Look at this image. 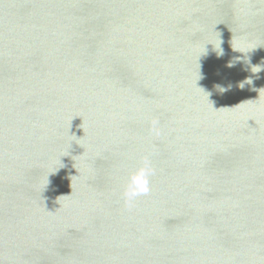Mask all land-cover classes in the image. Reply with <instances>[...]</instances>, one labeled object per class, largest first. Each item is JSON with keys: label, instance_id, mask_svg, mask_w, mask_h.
Returning a JSON list of instances; mask_svg holds the SVG:
<instances>
[{"label": "water", "instance_id": "obj_1", "mask_svg": "<svg viewBox=\"0 0 264 264\" xmlns=\"http://www.w3.org/2000/svg\"><path fill=\"white\" fill-rule=\"evenodd\" d=\"M0 264H264V0H0Z\"/></svg>", "mask_w": 264, "mask_h": 264}, {"label": "clouds", "instance_id": "obj_2", "mask_svg": "<svg viewBox=\"0 0 264 264\" xmlns=\"http://www.w3.org/2000/svg\"><path fill=\"white\" fill-rule=\"evenodd\" d=\"M217 55H223V49L221 47L219 48ZM233 64L234 62L230 63L229 66L231 67L233 66ZM255 68H257V71H252L253 73H258L259 71H261L260 67L257 66ZM246 81H251V79H248ZM245 83L246 82H242L240 84V87L243 88ZM221 89L225 91L224 88ZM156 124L157 122L154 121L151 131L154 135L159 136L160 130L156 126ZM155 171L156 170L153 167L150 156H145L142 158L140 165L128 173L122 193L124 204L127 208L134 207L135 202L139 197L147 195L151 191L150 178L155 175Z\"/></svg>", "mask_w": 264, "mask_h": 264}]
</instances>
